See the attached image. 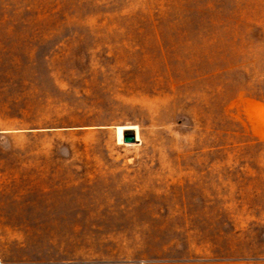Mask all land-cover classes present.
Instances as JSON below:
<instances>
[{"label":"rangeland","instance_id":"obj_1","mask_svg":"<svg viewBox=\"0 0 264 264\" xmlns=\"http://www.w3.org/2000/svg\"><path fill=\"white\" fill-rule=\"evenodd\" d=\"M0 264H264V0H0Z\"/></svg>","mask_w":264,"mask_h":264},{"label":"water","instance_id":"obj_2","mask_svg":"<svg viewBox=\"0 0 264 264\" xmlns=\"http://www.w3.org/2000/svg\"><path fill=\"white\" fill-rule=\"evenodd\" d=\"M122 140L125 143H131L134 141H137V138L135 136V132L132 130H126L123 132Z\"/></svg>","mask_w":264,"mask_h":264},{"label":"bare ground","instance_id":"obj_3","mask_svg":"<svg viewBox=\"0 0 264 264\" xmlns=\"http://www.w3.org/2000/svg\"><path fill=\"white\" fill-rule=\"evenodd\" d=\"M124 128V127H123ZM126 129H127V127H125ZM129 129H131L132 131H134L135 132V136H136V138H137V129H136V127L135 126H133V127H129ZM121 131H122V127H118V129H117V134H118V139H120V138H122L121 137Z\"/></svg>","mask_w":264,"mask_h":264}]
</instances>
